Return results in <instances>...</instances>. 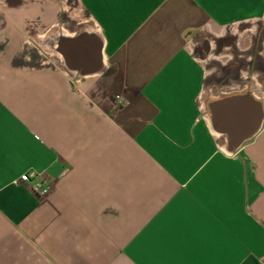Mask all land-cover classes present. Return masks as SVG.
I'll use <instances>...</instances> for the list:
<instances>
[{"label": "crops", "instance_id": "0c3cea01", "mask_svg": "<svg viewBox=\"0 0 264 264\" xmlns=\"http://www.w3.org/2000/svg\"><path fill=\"white\" fill-rule=\"evenodd\" d=\"M0 264H264V0H0Z\"/></svg>", "mask_w": 264, "mask_h": 264}, {"label": "built area", "instance_id": "2783aa9c", "mask_svg": "<svg viewBox=\"0 0 264 264\" xmlns=\"http://www.w3.org/2000/svg\"><path fill=\"white\" fill-rule=\"evenodd\" d=\"M26 178H30L32 176L31 173H27V175H25ZM45 184V183H44ZM33 189L37 192H39L40 194H45L49 191L50 189V186L49 184H45V187L42 185L41 182H37L34 186H33Z\"/></svg>", "mask_w": 264, "mask_h": 264}]
</instances>
